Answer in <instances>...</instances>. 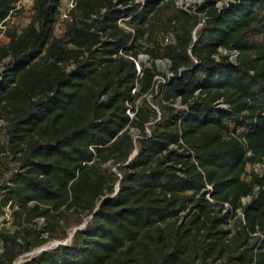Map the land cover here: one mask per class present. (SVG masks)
I'll return each mask as SVG.
<instances>
[{"label": "trees", "instance_id": "obj_1", "mask_svg": "<svg viewBox=\"0 0 264 264\" xmlns=\"http://www.w3.org/2000/svg\"><path fill=\"white\" fill-rule=\"evenodd\" d=\"M65 2L0 43V264H264V0Z\"/></svg>", "mask_w": 264, "mask_h": 264}, {"label": "rangeland", "instance_id": "obj_2", "mask_svg": "<svg viewBox=\"0 0 264 264\" xmlns=\"http://www.w3.org/2000/svg\"><path fill=\"white\" fill-rule=\"evenodd\" d=\"M138 2H142L143 0H137ZM175 2V4L180 7V8H183V9H188L194 5H197V4H203L205 1H213L214 4L216 5V7H218L219 9H221L223 6H226V5H229L230 3V0H173ZM31 12H24L23 15H21V17H17L13 23L10 24V26L12 25H15L19 28H23L25 27L28 22H29V19L28 17L30 16ZM8 42V39L6 36H3L1 37L0 39V43H7ZM224 54H227L225 52H223ZM229 57H230V60L231 62L234 64L236 63V60H237V56L235 53H230L229 54ZM140 64H143L145 65L146 67H151V61L150 59L146 56V55H143L141 54L139 56V59H138V66L139 68H141V65ZM136 68H137V71H138V67H137V64H136ZM156 69L158 72H160V74L162 76L158 77V83L162 82L163 81V77H169L170 76V66L167 62L165 61H157L156 62ZM2 71V68H0V72ZM150 98V97H149ZM132 115V113H130ZM2 125V123H1ZM132 133L135 135L137 134V131H132ZM44 227V222L42 220H39L37 222V229L39 230H42ZM6 228L10 231H13L14 230V226L11 224H7ZM54 246H57L55 245V242H52L50 243L49 245L45 246V247H48V248H51V247H54ZM43 247V248H45ZM42 248H39L35 251H32L31 253L29 254H26V255H22L21 257H19V259H17V264H22L23 262L27 261L29 258L39 254L37 253L38 250H40Z\"/></svg>", "mask_w": 264, "mask_h": 264}, {"label": "built area", "instance_id": "obj_3", "mask_svg": "<svg viewBox=\"0 0 264 264\" xmlns=\"http://www.w3.org/2000/svg\"><path fill=\"white\" fill-rule=\"evenodd\" d=\"M35 0H17L16 3L14 4L12 10L9 12L8 16L0 23V39L1 37L5 36V33L7 31V29L9 28L10 24L13 23V21L18 17V13L20 11L24 12H31L32 8H33V4H34ZM77 5V0H66V2L60 7V20H66L69 19L70 16V12L76 7ZM120 25L124 26L121 21H120ZM125 27V26H124ZM236 54V56L238 57V53L237 52H233ZM236 63H234L235 65ZM137 67L139 69V66L137 64ZM2 71L0 73H2L4 71V67H1ZM172 74H170L169 77H171ZM264 168V164H257L254 165L253 167H249V170L254 169L255 171L258 170H262ZM208 190H211V187L208 186ZM258 191V189H257ZM209 198V195H208ZM210 199V198H209ZM247 201H249V199H244L243 202L246 203ZM11 219V214L9 211H7L5 219H0V227L3 226L4 222H6L7 224H9ZM39 253V252H37ZM26 255V254H25ZM14 264H17V262H15Z\"/></svg>", "mask_w": 264, "mask_h": 264}, {"label": "water", "instance_id": "obj_4", "mask_svg": "<svg viewBox=\"0 0 264 264\" xmlns=\"http://www.w3.org/2000/svg\"><path fill=\"white\" fill-rule=\"evenodd\" d=\"M236 65V64H235ZM135 139H136V137H135ZM136 156V152L132 155V157H131V159H133L134 157ZM130 159V160H131ZM118 186H119V184L117 185V188H118ZM86 224H84L82 227H84ZM81 227V228H82ZM78 229H80V228H75L74 230H73V232L70 234V236H69V238L68 239H66L64 242H59V241H56L55 242V245H66L68 242H70L71 241V239H72V237H73V234L76 232V230H78ZM47 249H49L48 247H45V248H42V249H40V250H38L37 252H42V251H45V250H47Z\"/></svg>", "mask_w": 264, "mask_h": 264}]
</instances>
